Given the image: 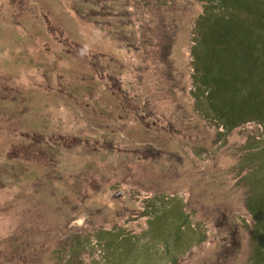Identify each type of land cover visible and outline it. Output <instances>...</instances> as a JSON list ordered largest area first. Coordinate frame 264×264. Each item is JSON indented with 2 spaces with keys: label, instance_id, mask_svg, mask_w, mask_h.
<instances>
[{
  "label": "rangeland",
  "instance_id": "1",
  "mask_svg": "<svg viewBox=\"0 0 264 264\" xmlns=\"http://www.w3.org/2000/svg\"><path fill=\"white\" fill-rule=\"evenodd\" d=\"M237 1L0 0V264H264V125L235 102L264 107V10ZM230 18L258 62L210 98Z\"/></svg>",
  "mask_w": 264,
  "mask_h": 264
},
{
  "label": "trees",
  "instance_id": "2",
  "mask_svg": "<svg viewBox=\"0 0 264 264\" xmlns=\"http://www.w3.org/2000/svg\"><path fill=\"white\" fill-rule=\"evenodd\" d=\"M208 1L206 3V9L211 7H222L220 10L215 11L216 13H220L219 11H224L227 14L228 12L232 13L231 7H229V4H225L228 0H206ZM258 0H238L237 5H235L236 10H244L248 13H251L253 16L254 21V12L256 10H264L263 8L259 7L257 4ZM225 5V6H223ZM228 7L226 10L224 8ZM218 9V8H217ZM234 10V9H233ZM230 15V14H229ZM223 14H220L219 17H222ZM232 16V15H231ZM227 19V18H226ZM232 21L231 18L229 20H225L223 24H221V30L215 31L213 34V39L209 41L208 47L204 48L203 45V59L206 60V63L203 64V70L202 74L200 75V81L201 83H206L208 87V90L206 92V95H208L210 98L215 97L217 95L218 91L215 87L212 85L217 84L218 87H222V90L226 88L227 82L226 80H231L236 82L240 79V72L244 71L247 74V79L250 78L252 75V72L254 71V65L257 64L258 59L255 57H251L252 59L249 60L250 52L252 49L256 48L255 44L252 42V40L249 38V35L247 34V28L245 29V34L243 33V27L241 26H234L229 24V22ZM201 22V20L199 21ZM255 23L257 26L264 29V12H261L257 14ZM239 27V28H238ZM238 28V29H237ZM202 43L205 41L200 40ZM193 45L192 49L194 51ZM202 46V45H200ZM239 49H245V53L242 55H235L234 52H239ZM238 66H245L244 67H238ZM228 75L231 76V78H228ZM247 79H241L242 85H244L247 82ZM235 102L238 104L243 105L244 107L240 106V111L243 108H246L250 111L249 119H253L254 122H257L258 124L264 125V107L261 106V104L255 102L251 99L247 93H245L243 90H235ZM253 98H254V90H252ZM242 99V103H241ZM234 102V103H235ZM233 103V104H234ZM231 104V105H233ZM219 113L221 117H225L226 114H224V110L220 109ZM240 121H232L229 122L231 127L235 128L239 124H241ZM251 120H245L244 122H250ZM243 122V123H244ZM225 123H228L225 121ZM232 128V129H233ZM263 203H256L254 204V212L255 214L258 212L262 217H264V206L260 209V206L264 204V196L261 197ZM264 221V220H263ZM261 229L264 231V226H261ZM262 240V243L260 247L258 248V253H264L262 252V249L264 248V237H260ZM262 247V248H261Z\"/></svg>",
  "mask_w": 264,
  "mask_h": 264
}]
</instances>
